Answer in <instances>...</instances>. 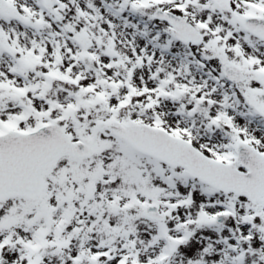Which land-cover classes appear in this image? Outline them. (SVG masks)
<instances>
[{
	"label": "snow or ice",
	"instance_id": "6c2138e0",
	"mask_svg": "<svg viewBox=\"0 0 264 264\" xmlns=\"http://www.w3.org/2000/svg\"><path fill=\"white\" fill-rule=\"evenodd\" d=\"M0 264H264V0H0Z\"/></svg>",
	"mask_w": 264,
	"mask_h": 264
}]
</instances>
